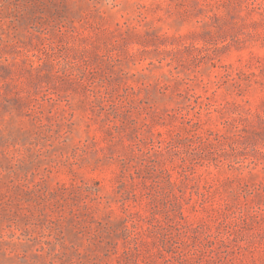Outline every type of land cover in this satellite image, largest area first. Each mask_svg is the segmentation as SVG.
<instances>
[{"label": "rangeland", "instance_id": "1", "mask_svg": "<svg viewBox=\"0 0 264 264\" xmlns=\"http://www.w3.org/2000/svg\"><path fill=\"white\" fill-rule=\"evenodd\" d=\"M0 264H264V0H0Z\"/></svg>", "mask_w": 264, "mask_h": 264}]
</instances>
